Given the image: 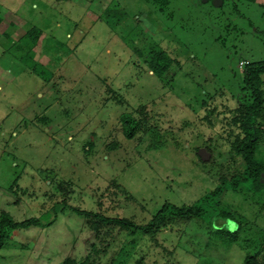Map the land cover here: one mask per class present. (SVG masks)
I'll return each instance as SVG.
<instances>
[{"label": "rangeland", "instance_id": "obj_1", "mask_svg": "<svg viewBox=\"0 0 264 264\" xmlns=\"http://www.w3.org/2000/svg\"><path fill=\"white\" fill-rule=\"evenodd\" d=\"M202 2L0 0V213L55 216L14 230L0 264H264V192L227 189L204 217L153 235L96 229L70 207L144 224L231 176L243 69L264 60V0ZM160 49L179 61L170 81L150 64ZM125 112L144 120L133 138ZM220 210L236 235L212 226Z\"/></svg>", "mask_w": 264, "mask_h": 264}, {"label": "trees", "instance_id": "obj_2", "mask_svg": "<svg viewBox=\"0 0 264 264\" xmlns=\"http://www.w3.org/2000/svg\"><path fill=\"white\" fill-rule=\"evenodd\" d=\"M158 5L160 10H164L171 0H151ZM211 3L212 0H208ZM201 6H204L202 0H198ZM220 9V8H219ZM219 14V13H218ZM217 14V15H218ZM216 15V16H217ZM42 29L38 26L32 27L27 36L37 45L41 42L40 35ZM150 64L153 72L161 79L166 74L167 81L174 76L175 72L170 75L171 67L179 64V61L171 57L165 50L155 51ZM264 60L248 61L243 69L241 90L245 92V109L241 117V131L233 143V153L240 158L239 163L235 166L230 177L224 176L220 183L211 191L200 196L191 204H181L166 201L154 214V216L144 224L137 223L127 217L107 216L100 212L81 209L79 207L70 206L78 215L90 218L97 229L100 225H118L122 229L129 230L131 233L154 234L163 226L177 223L181 220H190L193 218H201L207 213L209 208H215L219 203V196L227 189L242 192L250 197L255 198L264 192V183L261 182V174L264 172V157L260 153V140L262 130L259 126V119L264 118V88L263 77ZM123 132L126 137L133 138L142 128L144 120L136 118L133 114L125 112L121 115ZM216 217H222L226 222L219 226H212L219 232H226L236 235L238 232L237 224L235 228H230L228 220L233 219L232 214L220 210ZM54 218L43 221L42 219L31 216L23 220H16L9 212L2 211L0 213V244L6 238H10L16 229H27L31 226L47 227L52 225ZM233 221V220H232ZM246 264H259L253 258L247 257Z\"/></svg>", "mask_w": 264, "mask_h": 264}, {"label": "water", "instance_id": "obj_3", "mask_svg": "<svg viewBox=\"0 0 264 264\" xmlns=\"http://www.w3.org/2000/svg\"><path fill=\"white\" fill-rule=\"evenodd\" d=\"M203 1H208V0H203ZM213 4L215 5V6H220L221 4H222V0H213ZM261 182H263L264 183V172H262V174H261Z\"/></svg>", "mask_w": 264, "mask_h": 264}]
</instances>
